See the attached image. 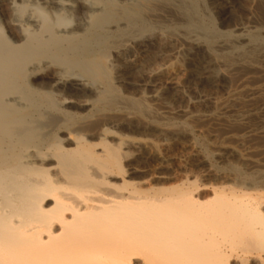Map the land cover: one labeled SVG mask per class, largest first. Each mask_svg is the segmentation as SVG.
Here are the masks:
<instances>
[{
    "label": "bare ground",
    "instance_id": "bare-ground-1",
    "mask_svg": "<svg viewBox=\"0 0 264 264\" xmlns=\"http://www.w3.org/2000/svg\"><path fill=\"white\" fill-rule=\"evenodd\" d=\"M202 7L203 0H0V264H264V166L167 168L157 177L167 185L134 181L138 169L127 172L124 162L146 148L166 165L167 143L110 126L137 116L167 133L116 73L139 72L165 41L168 10L206 54L220 48L224 59L255 53L264 62L262 27L221 33ZM226 121L241 137L264 136V121L254 129L245 115Z\"/></svg>",
    "mask_w": 264,
    "mask_h": 264
},
{
    "label": "rangeland",
    "instance_id": "rangeland-1",
    "mask_svg": "<svg viewBox=\"0 0 264 264\" xmlns=\"http://www.w3.org/2000/svg\"><path fill=\"white\" fill-rule=\"evenodd\" d=\"M248 1H250V3ZM261 6L262 5L257 3L255 0H203V7H202L201 12L203 15L205 16L209 15L212 18L214 25L219 32L221 33L238 32L237 30L239 28L249 29L256 24L259 27H262L264 29V22H263L264 21V17H263L264 7H261ZM259 7L261 8V10H259ZM244 8H246L247 10ZM262 9H263V12H262ZM166 19H167V34L164 35L160 39V40H165V41L162 44L160 43L159 46L158 45L153 46L148 51L149 54L148 52L146 53L148 57L150 58L142 61L143 65L141 64L142 68L140 70L142 72L140 71L135 72L136 70L130 69V70H126V72L123 71L124 73H122V71L119 69V71L117 70V73H116V75L120 76L119 78L120 83L121 84L123 83L122 85L128 93H130L134 97L142 96L147 99L148 101L147 103L150 104V106L152 107L154 118L157 119L158 121L167 123V133L166 134L171 135V137L169 138L170 135H166L163 132L160 133L158 128L152 127L153 129H155L153 130L149 127H146L145 122L147 121L144 119L138 118L137 116L130 118L129 123L127 122L125 125H123V127L118 126L116 124L115 126L114 124H110V126L113 125V127H111V130L114 131L116 134H122L125 136L135 137V138L148 139L157 145L158 143L159 144L164 143V142L167 143V154H166L167 164L166 165L161 163V158L158 157L157 155H151V156L147 155L148 152L146 148L145 150L143 149L141 151L140 155H138L139 157L134 156L128 161L126 160L124 162V166H125L124 168L126 169L127 172L130 171L131 168L138 169L135 173L133 172L130 174V178L133 177L131 179L134 181H142V180L147 179V182L150 180L149 183L151 184L154 183L153 185L161 186V185H167V179H158L157 177L159 175H166L167 168L169 169L173 168L177 172L179 171L188 172V170L189 172H191L192 169H194L195 171H199V170L208 168L210 164H214L215 166L222 167V168L228 167L229 165H238L240 167L244 166L243 168H248V167L255 168V167H261V165L264 166V158H263L264 157V138H263L264 136L256 137L255 135H248L245 137H241L242 131H239L238 127L235 125L229 124L228 126V122L226 121L227 119L234 118L235 115L237 114L245 115L247 117V121H248V125L250 129L257 128L259 123H261V121H264V62L262 61L261 57L255 53H252V54L247 55L243 60H239L235 56L230 57V59L229 58L224 59L221 55H223L227 51V49H220V48L216 49L217 56H214V55L210 56V54L205 53V49L203 46L194 44L192 41H190L191 39H187V38L185 39L183 35L185 34L186 36V33L179 27V24L181 23V18L175 12L168 10ZM177 19H180V20H177ZM159 47L161 48V50L159 49ZM162 47L165 51L162 50ZM184 49H186V51ZM162 52H163V55H162ZM151 55L153 56L151 57ZM154 55H156V57ZM120 58H122V61H120L121 60ZM120 58H119L120 60L117 58V62L119 65L124 63V58L123 57H120ZM203 58L205 61L203 60ZM211 59L212 61H210ZM152 60H153V64H150ZM190 60H192L193 64H190L192 63ZM202 62H203V65H202ZM146 63H147V66H146ZM194 63L196 66L194 65ZM205 64L209 65L210 68L206 70L202 69V67ZM250 64L257 65L259 67L251 68L249 66ZM155 65L156 67H154ZM211 65L213 66V68L211 67ZM197 66L198 68L199 67L200 68L198 69ZM234 66L237 68H234ZM192 67L193 68L195 67V68L193 69ZM228 68H230V70ZM156 70H158L159 73L157 72L154 75H151V71H156ZM205 72H208V73H205ZM260 75H263V76H260ZM201 76L202 78L200 79ZM216 79H217V82H216ZM244 80L246 83L244 82ZM224 81L225 83H222ZM258 83H260L262 87L260 92L252 94L251 93L252 91L247 90V88H254L256 86H260ZM138 92L140 93L137 94ZM150 96L151 98H149ZM237 102H239L238 105H237ZM256 102L257 104H254ZM247 103L248 105L246 106ZM217 106L219 107L216 108ZM194 109L196 112L194 111ZM220 117L222 119H220ZM204 119H205V122L203 121ZM171 125H173L172 126L173 128L171 127ZM114 127L118 129L116 130ZM176 127L177 129H175ZM148 129H150V131H148ZM221 129L224 131V133ZM151 130L156 131V132L155 133L151 132ZM176 130L180 134H178ZM227 131H229V133ZM225 132L227 134H225ZM181 133L183 136H181ZM209 133H211V135ZM172 135H174V137H172ZM203 135H206V136H203ZM184 136H186V138ZM164 137H167V139H165ZM260 137H262L263 139ZM176 139L178 140L176 141ZM178 141L180 142L178 143ZM181 142H183V144ZM191 142H192V145L190 147ZM250 144L253 147L250 146ZM171 148L175 150L173 151L171 150ZM131 149L132 148L128 150H129L130 155H133L136 152V149L134 148L132 150ZM183 150L188 151V152H185ZM171 152L173 153L171 154ZM208 154H216V155H215V158L213 157L212 160L211 159L209 160L207 159ZM231 156H232V159L229 158ZM195 158L199 161H197ZM226 158L227 159L229 158V159L227 160ZM241 161H243L244 164ZM182 165L184 168L182 167ZM181 168L183 170H181ZM189 168H191V170ZM141 170H142V173H141ZM160 182L161 184H158ZM245 264H251V263H245Z\"/></svg>",
    "mask_w": 264,
    "mask_h": 264
}]
</instances>
